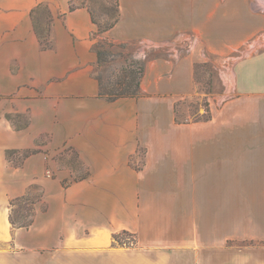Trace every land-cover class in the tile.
<instances>
[{
    "label": "crops",
    "instance_id": "1",
    "mask_svg": "<svg viewBox=\"0 0 264 264\" xmlns=\"http://www.w3.org/2000/svg\"><path fill=\"white\" fill-rule=\"evenodd\" d=\"M82 1L0 0V264H264V0H117L103 34ZM101 38L139 44L141 96L100 97ZM205 63L221 89L177 122Z\"/></svg>",
    "mask_w": 264,
    "mask_h": 264
},
{
    "label": "rangeland",
    "instance_id": "2",
    "mask_svg": "<svg viewBox=\"0 0 264 264\" xmlns=\"http://www.w3.org/2000/svg\"><path fill=\"white\" fill-rule=\"evenodd\" d=\"M85 6L92 12V17L101 30L110 27L118 16L117 0H86ZM35 21H37V30L42 40L46 43L50 38V30L53 16L47 6H41L36 10ZM99 48L103 52L102 61L98 65L97 77L101 79L104 88L120 89L119 81L126 79L130 82L126 85L131 86V90L136 89V85L141 81V70H145L146 59H138L139 44L123 43L109 38H101ZM155 50H150L149 57ZM197 80L199 90L196 95L186 97L178 103V118L184 120H200L207 117L202 112L208 107V97L211 93L219 91L220 79L217 72L210 63L197 66ZM133 82V83H132ZM24 121H20V126ZM31 200V197H30ZM15 222L19 223L21 219L30 220L31 205L27 202H19L15 208ZM133 240V239H132ZM230 244L239 246H250L251 241H229Z\"/></svg>",
    "mask_w": 264,
    "mask_h": 264
},
{
    "label": "trees",
    "instance_id": "3",
    "mask_svg": "<svg viewBox=\"0 0 264 264\" xmlns=\"http://www.w3.org/2000/svg\"><path fill=\"white\" fill-rule=\"evenodd\" d=\"M85 1L86 0L80 2L78 5L75 4V3L71 4V7H70L71 10H73V9H75L77 7H85V4H84ZM91 15H92V12H91ZM118 18H119V10H118V16H117L115 22L110 27L105 28L103 30L100 29V27L97 25V23L94 20V18H93V22L98 26V33L99 34H103V33L107 32V31H109L115 25V23L118 21ZM96 51H97V54H98V65H99L101 63V61H102V56H103V52L99 48V43L96 45ZM143 74H144V69L142 68V70H141V78H142ZM99 83H100V93H99V95H100L101 98H105L108 101H115V100L120 99V98L139 97L142 94L141 81L138 82V84L136 85V89H134V90L130 89L131 88L130 85H126V83L130 84V82L127 81L126 79L120 80L118 82L120 87L122 85H124L120 89H117L115 87L110 88V89L104 88L101 79H99ZM177 108H178V104H177ZM176 121L177 122H183V121L179 120V118H178V110H176ZM28 154H29L28 151H25L23 153L24 156H27ZM34 200H35V198H31V200H30V197H23V198H19V199L11 201V206L12 207L17 206V204L19 202H27V203H30V205H31L30 220L23 222L24 219H21V221L19 223H16L15 219H14L15 218L14 216L16 214V210H15V213H13V215H11V223L13 225H18V226H21V227L30 226V224L32 223V215H33L32 209H33ZM13 211H14V209H13ZM113 243L116 244V245H119L121 247H125V246L128 247V246L136 244L137 243V238L132 233H129L128 231H123L121 233L113 235Z\"/></svg>",
    "mask_w": 264,
    "mask_h": 264
}]
</instances>
